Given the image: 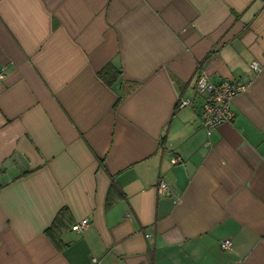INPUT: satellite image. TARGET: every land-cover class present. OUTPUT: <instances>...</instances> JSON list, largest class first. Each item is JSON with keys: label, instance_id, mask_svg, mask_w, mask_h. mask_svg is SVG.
Wrapping results in <instances>:
<instances>
[{"label": "crops", "instance_id": "crops-1", "mask_svg": "<svg viewBox=\"0 0 264 264\" xmlns=\"http://www.w3.org/2000/svg\"><path fill=\"white\" fill-rule=\"evenodd\" d=\"M0 75V264H264V0H0Z\"/></svg>", "mask_w": 264, "mask_h": 264}, {"label": "built area", "instance_id": "built-area-1", "mask_svg": "<svg viewBox=\"0 0 264 264\" xmlns=\"http://www.w3.org/2000/svg\"><path fill=\"white\" fill-rule=\"evenodd\" d=\"M250 69L256 73L261 70L259 63L256 61L250 63ZM0 77H2V75H0ZM248 87V83L230 79L214 81L205 71H199L195 89L203 98L200 118L208 133L218 126L230 123L233 120L235 114L232 110V102L235 97L244 93ZM188 103V100L182 101L180 106L183 107ZM180 161V158L175 159L176 163ZM158 190L163 195H169L168 187L163 182H160ZM87 226L88 220H82L73 226L72 229L74 231H81ZM221 248L228 250L230 248V241L224 240L221 242Z\"/></svg>", "mask_w": 264, "mask_h": 264}, {"label": "trees", "instance_id": "trees-1", "mask_svg": "<svg viewBox=\"0 0 264 264\" xmlns=\"http://www.w3.org/2000/svg\"><path fill=\"white\" fill-rule=\"evenodd\" d=\"M111 70H113V71H111ZM118 73H119V71L117 69H114L112 65H108L105 67V69L101 73V76L104 77L105 80L110 82L111 79L114 77V75H112V74H118Z\"/></svg>", "mask_w": 264, "mask_h": 264}]
</instances>
